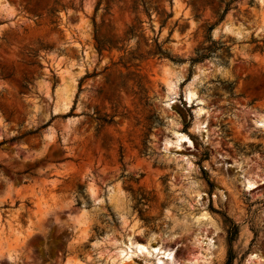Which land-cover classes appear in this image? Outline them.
Returning <instances> with one entry per match:
<instances>
[{"label": "rangeland", "instance_id": "374dc122", "mask_svg": "<svg viewBox=\"0 0 264 264\" xmlns=\"http://www.w3.org/2000/svg\"><path fill=\"white\" fill-rule=\"evenodd\" d=\"M131 242L264 264V0H0V264Z\"/></svg>", "mask_w": 264, "mask_h": 264}, {"label": "bare ground", "instance_id": "6f19581e", "mask_svg": "<svg viewBox=\"0 0 264 264\" xmlns=\"http://www.w3.org/2000/svg\"><path fill=\"white\" fill-rule=\"evenodd\" d=\"M186 98L188 102H191L195 98V92L189 91L186 95ZM130 247L134 248L135 253H144V251L146 252V250H148L150 256H154L157 258L158 264H162V259H170L172 256L169 250L163 249L160 246L155 247L151 244L143 245L139 242H131ZM122 252L124 251L122 250ZM122 252H120V254H122Z\"/></svg>", "mask_w": 264, "mask_h": 264}, {"label": "trees", "instance_id": "16d2710c", "mask_svg": "<svg viewBox=\"0 0 264 264\" xmlns=\"http://www.w3.org/2000/svg\"><path fill=\"white\" fill-rule=\"evenodd\" d=\"M154 44H155V50L154 51H150V53H153L154 55H159L160 57H168L167 54L165 52H163L162 50V45L158 43L157 40H154ZM104 49V46H102L99 42V53L101 54L102 51ZM205 56L200 57L199 59L204 58ZM198 60H193L192 62H196Z\"/></svg>", "mask_w": 264, "mask_h": 264}]
</instances>
